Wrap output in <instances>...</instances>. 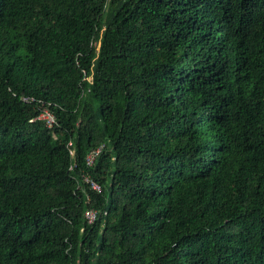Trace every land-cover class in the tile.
Instances as JSON below:
<instances>
[{
	"label": "trees",
	"instance_id": "16d2710c",
	"mask_svg": "<svg viewBox=\"0 0 264 264\" xmlns=\"http://www.w3.org/2000/svg\"><path fill=\"white\" fill-rule=\"evenodd\" d=\"M0 264H264V0H0Z\"/></svg>",
	"mask_w": 264,
	"mask_h": 264
},
{
	"label": "built area",
	"instance_id": "2783aa9c",
	"mask_svg": "<svg viewBox=\"0 0 264 264\" xmlns=\"http://www.w3.org/2000/svg\"><path fill=\"white\" fill-rule=\"evenodd\" d=\"M23 99L25 101H32L33 98H29V97H23ZM37 119H41L45 122V124L49 127H52L56 124L57 122V117L55 115V113L49 109V108H45L40 114L39 116H37ZM68 147H69V153L72 156L73 159H75L76 157V150L74 147V144L72 141H69L68 143ZM104 145H101L99 147H97L96 149L91 150L87 157H86V164L89 167H94L96 164V161L98 159V157L100 156L102 150H103ZM75 167V164L72 163L70 166V169H73ZM83 178L84 181L94 190L96 191H101L102 190V185L88 172H84L83 173ZM99 211L95 208H88L85 211V219L88 223H93L95 222V220L98 218L99 216Z\"/></svg>",
	"mask_w": 264,
	"mask_h": 264
}]
</instances>
